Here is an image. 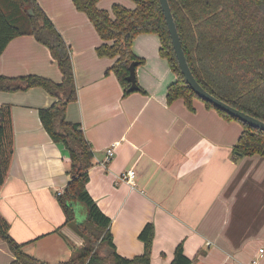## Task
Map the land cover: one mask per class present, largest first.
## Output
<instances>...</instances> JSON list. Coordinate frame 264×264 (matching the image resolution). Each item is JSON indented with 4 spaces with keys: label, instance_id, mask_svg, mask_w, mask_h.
Segmentation results:
<instances>
[{
    "label": "crops",
    "instance_id": "obj_1",
    "mask_svg": "<svg viewBox=\"0 0 264 264\" xmlns=\"http://www.w3.org/2000/svg\"><path fill=\"white\" fill-rule=\"evenodd\" d=\"M35 1L70 49L77 99L67 104L65 117L80 124L93 151L86 188L111 220L116 252L125 258L142 254L138 234L152 223L149 264H169L178 244L192 264H264V251L259 257L264 249V156L233 157L241 123L224 119L197 98L193 109L182 98L167 103V87L177 77L160 56L154 33L138 34L131 45L143 60L135 76L144 92L123 95L108 71L114 58L97 55L102 40L85 13L72 0ZM130 1L100 0L97 6L109 11L121 3L132 9ZM28 74L61 81L47 47L21 35L1 53L0 75ZM54 101L40 87L0 91V106H11L14 130L0 214L22 250L47 264L68 261L74 249L85 246L65 224L56 195L69 180L68 153L51 140L38 116ZM112 144L113 156L106 160ZM130 168L134 186L119 177ZM15 259L0 238V264Z\"/></svg>",
    "mask_w": 264,
    "mask_h": 264
},
{
    "label": "trees",
    "instance_id": "obj_2",
    "mask_svg": "<svg viewBox=\"0 0 264 264\" xmlns=\"http://www.w3.org/2000/svg\"><path fill=\"white\" fill-rule=\"evenodd\" d=\"M99 1L72 0L74 7L88 17L102 40L95 49L97 55L114 58L108 71L119 80L123 95L134 92L128 91L126 81L129 64L143 62L131 49L133 39L138 34L154 33L159 38L160 56L167 60L177 77L167 87V103L182 98L187 108L193 109V99H201L180 72L158 0H132L135 4L132 9L114 3L109 11L100 9L97 6ZM168 2L187 63L197 82L216 98L264 122V0ZM21 35H31L46 46L61 73L60 82L35 74L0 75V91L40 87L55 98L49 107L39 109L38 116L51 140L61 144L68 153L69 180L57 199L65 215V224H71L86 242L85 246L73 250L71 259L58 264H149L153 224L146 223L138 234L143 242V253L132 258L122 257L115 250L109 229L110 218L87 191L93 151L80 124L68 122L65 117L67 104L77 99L69 47L35 0H0V55L10 40ZM137 86L135 91L144 92L138 83ZM203 102L224 119L238 121L243 126L232 148L235 159L254 154L264 156L263 131L242 123L209 102ZM13 154L12 109L10 105H2L0 191L8 177ZM0 238L16 258L11 264H47L22 250V244L9 234V223L1 214ZM192 262L178 244L169 264Z\"/></svg>",
    "mask_w": 264,
    "mask_h": 264
},
{
    "label": "water",
    "instance_id": "obj_3",
    "mask_svg": "<svg viewBox=\"0 0 264 264\" xmlns=\"http://www.w3.org/2000/svg\"><path fill=\"white\" fill-rule=\"evenodd\" d=\"M161 11L164 16L165 25L171 40L172 48L175 54V57L178 62V66L181 74L184 77L185 82L189 85L190 89L199 97L201 100L209 102L214 107L222 110L228 115L236 118L242 123H246L251 127L257 128L264 132V122L231 106L223 100L216 98L214 95L206 91L195 79L193 76L189 65L187 63L184 50L181 45V40L178 34V30L171 12V8L168 0H158ZM138 65L137 62L133 61L128 66V75L126 76V81L129 84L128 91L137 90L138 86L136 83V74L135 69Z\"/></svg>",
    "mask_w": 264,
    "mask_h": 264
},
{
    "label": "built area",
    "instance_id": "obj_4",
    "mask_svg": "<svg viewBox=\"0 0 264 264\" xmlns=\"http://www.w3.org/2000/svg\"><path fill=\"white\" fill-rule=\"evenodd\" d=\"M114 146L115 144H112L105 150V156L106 160H110L113 156V151H114ZM120 179L130 185H135L134 179H135V170L130 168L127 171L123 172L120 176ZM60 191L56 192V195H60ZM264 249H259V257L263 255Z\"/></svg>",
    "mask_w": 264,
    "mask_h": 264
},
{
    "label": "rangeland",
    "instance_id": "obj_5",
    "mask_svg": "<svg viewBox=\"0 0 264 264\" xmlns=\"http://www.w3.org/2000/svg\"><path fill=\"white\" fill-rule=\"evenodd\" d=\"M111 1V0H110ZM130 1V0H129ZM115 2H118V1H115ZM131 3H132V1H130ZM119 4H121V3H119ZM124 4V3H123ZM131 8V7H130ZM138 66H140V64L139 65H137L136 66V70H135V74L137 75V68H138ZM170 73H171V75H174V73L172 72V70L170 69ZM137 78V77H136ZM137 80V79H136ZM78 205V207H82V205L80 204V203H77ZM77 207V208H78ZM85 241V240H84ZM85 244H86V242H85Z\"/></svg>",
    "mask_w": 264,
    "mask_h": 264
}]
</instances>
